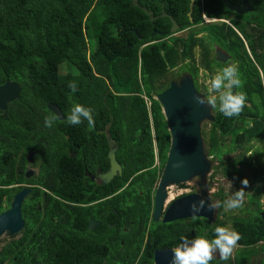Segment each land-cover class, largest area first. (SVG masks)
Listing matches in <instances>:
<instances>
[{
    "label": "trees",
    "instance_id": "trees-1",
    "mask_svg": "<svg viewBox=\"0 0 264 264\" xmlns=\"http://www.w3.org/2000/svg\"><path fill=\"white\" fill-rule=\"evenodd\" d=\"M230 2L241 5L242 0ZM67 3L71 18L61 14ZM189 3L137 0L135 7L133 0H0V86L8 80L21 88L19 99L0 110V214L21 190L9 185L32 186L21 208L20 237L0 249V264H153L155 251L173 249L181 237L215 238V228L204 219L152 223L155 187L170 145L154 98L167 89L172 81L167 75L177 67L205 97L207 88L197 85L198 70L211 77L229 62L239 67L247 106L231 118L211 108L214 122L205 124L209 128L201 129V137L212 179L218 174L241 179L238 171L246 168L257 183L246 196L253 208L241 209L246 218H232V227L241 234V248L255 253L264 242V151L254 160L248 155L255 144L264 150V0H247L252 11L244 15L225 9L222 0H195L192 22ZM141 8L157 19L150 22ZM162 12L167 17L161 18ZM168 17L182 36H171ZM215 48L229 56L226 63L215 60ZM95 60L107 62L112 84L102 101L90 98L82 84L83 79L96 81L90 66ZM62 67L71 72L69 81H59ZM72 81L77 82L75 93L68 88ZM77 103L93 110V128L87 121L68 124L66 117ZM49 104L64 115L51 128L45 126V117L52 115ZM107 136L116 144L122 175L97 186L85 175L108 170ZM30 151L36 153L40 173L27 181L23 168ZM213 184L210 180L208 188ZM219 195L222 199V190ZM90 203L96 204L81 207ZM90 219L100 222L92 231L87 229ZM259 247L262 257L254 264H264V244Z\"/></svg>",
    "mask_w": 264,
    "mask_h": 264
},
{
    "label": "water",
    "instance_id": "water-1",
    "mask_svg": "<svg viewBox=\"0 0 264 264\" xmlns=\"http://www.w3.org/2000/svg\"><path fill=\"white\" fill-rule=\"evenodd\" d=\"M194 1L190 0L188 7L187 17L190 22H192L191 15ZM222 2L225 9L237 15H244L252 11L247 0H242L241 5H234L230 0H222ZM133 4L137 7V0H133ZM141 10L148 16L150 22L157 19L153 17L152 12H148L144 8H141ZM160 17L165 18L167 15L162 12ZM168 18L171 24L170 33H177L179 26L175 20L170 17ZM215 60L220 63H226L229 60V56L223 51L216 49ZM19 95V85L7 80L0 86V110L4 112L8 104L18 100ZM198 96L204 97L195 89L193 79L188 74L182 75L178 81L171 82L167 90L156 96L155 100L160 105L162 115L168 126L170 145L163 172L156 186L153 198V223L161 221L163 224H170L190 219L192 214L190 205L193 202H198L200 199L210 202L207 176L211 172L212 163L204 148L201 137V126L206 122H214V117L210 106L200 105L196 102L195 98ZM47 108L52 114L59 115L60 119L58 121L64 120V115L55 104H49ZM107 141L109 145L107 154L109 168L105 173L97 170L94 176H90L91 180L95 178L102 186L108 185L116 177H121L122 175V168L115 157L117 151L116 144L109 136H107ZM194 179H197L196 187L198 191L172 201L163 210L168 198L167 189L171 186L189 183ZM28 194V190H22L16 194L12 199L9 209L0 214V236L5 233L14 236L21 232L24 225L21 207ZM197 215L201 219L206 220L209 225L215 221V211L208 210L207 207L197 213ZM261 218L264 220V209L261 212ZM93 225L94 223L91 220L88 230H91ZM172 257V249L155 251L153 254V264H171Z\"/></svg>",
    "mask_w": 264,
    "mask_h": 264
},
{
    "label": "clouds",
    "instance_id": "clouds-1",
    "mask_svg": "<svg viewBox=\"0 0 264 264\" xmlns=\"http://www.w3.org/2000/svg\"><path fill=\"white\" fill-rule=\"evenodd\" d=\"M243 83L238 65L229 62L228 66L216 72L208 81V95L205 97H196V102L200 105L210 106L212 109L218 108L219 112L227 118L238 117L247 106V94L241 90ZM68 88L75 93L77 91V82H69ZM58 119H60L58 114L46 116L45 126L51 128ZM66 119L70 125H80L84 121H87L90 129L95 126L93 110L78 103L73 105ZM154 159L156 165L158 157L155 147ZM241 184L242 187L239 190L234 191L223 201L218 200L212 203L200 199L198 202H193L190 205V211L192 213L190 219L193 222L201 219L197 213L201 212L205 207L211 211L217 208H223L225 212H233L243 208L247 194L245 188L248 186L249 181L245 178L241 181ZM214 234L215 238L213 239H208L203 235H197L192 239L186 236L181 237V243L172 249L173 257L171 264H211V261L216 258L217 254L220 260H229L238 247V242L242 238L241 234L231 226H217L214 229Z\"/></svg>",
    "mask_w": 264,
    "mask_h": 264
},
{
    "label": "rangeland",
    "instance_id": "rangeland-1",
    "mask_svg": "<svg viewBox=\"0 0 264 264\" xmlns=\"http://www.w3.org/2000/svg\"><path fill=\"white\" fill-rule=\"evenodd\" d=\"M70 11H72V8L70 7L69 4H68V6L66 5L65 8L61 9V14H62L63 18H65L66 16L70 17V15L68 14ZM66 21L68 23H74L76 25H81V26L83 25V21L82 22L74 21L72 19H66ZM204 21L206 23L209 22V20H206V19H204ZM106 34H107V29L104 30L103 36H106ZM182 35H183L182 32L175 34V36H177V37L182 36ZM201 36H203V34L199 35V37H201ZM194 57H195V64L197 65L199 63V59H200L198 49L195 50ZM90 66L92 68L94 76L97 79L94 83H90L86 79H83L82 84L85 88H87V93L90 96V98L98 100V101H102L103 98L105 97V95L107 94V92L109 90H111V88H112L111 79L108 75L109 73H108L107 62H105V60H95L94 62H90ZM180 71H181V67H177L175 69L170 70L168 75H167L168 81L169 80L176 81L180 77V75H179ZM218 71H221V70H217L216 72H218ZM60 72H61V74L58 77L60 82H66L72 78L71 72L66 67H62ZM216 72L214 73V75L216 74ZM211 77H209L208 74L206 72H204L202 69H199L198 70V77H197V85L199 87L204 86L207 88L208 87V81L211 79ZM154 99H156V98H154ZM205 124H208V122L203 123L201 126V129L206 130L209 128V126H205ZM225 144L228 145L229 142L227 141ZM255 145L256 146H255L252 154L251 153L248 154V155H251L252 160H254V158L257 157L258 153H263V151H264V150H262L260 144H255ZM209 160H211L210 157H209ZM260 161H264V157H262L260 159ZM253 163H254V161H253ZM156 165H159L157 161H156ZM212 167H213V165H212ZM212 167H211V172L207 176V184L209 185L210 180H212V182L214 183L210 189L208 188V190H209V201L210 202L214 203L218 200L223 201L224 199H226L234 191H237L242 187L241 180H243L245 178H247V180L249 181L248 186L245 188V191L247 192L246 196H251L253 194L251 185L252 184L256 185L257 183L254 181L253 182L251 181L250 175L247 174L248 171L246 168H241L240 169L241 171H238V174L240 176H242L241 179L227 180L222 175H219V174L215 175L214 179H212L211 175L214 172ZM196 182H197V179H194L189 183H184V184H181L178 186L169 187L167 189L168 198L164 204V209L173 200H176L177 198H180L181 196L192 193V192L196 193L198 191L197 187H196ZM218 188H219V190H222V194H223L222 199L219 195ZM236 188H238V189H236ZM261 190H264V188L262 187ZM261 202L264 203V193L261 195ZM253 206L254 205L248 201V198L245 197V203H244L243 208H253ZM243 208H241V209H243ZM241 209L235 210L233 212H225L223 208H220V212H219V208L215 209L214 210L215 211V221L212 223V228L214 229L217 226H231L232 227V218H234V217L246 218L245 214L242 213ZM18 238H19V236H16L15 238H11V236L7 233L1 235L0 236V249L7 242L13 241V240H18ZM261 243H262L261 245H257L253 249V250L256 249L255 253H252L250 251V249H245V248H241L238 246L235 249L233 256L230 257L229 260L222 261L219 259V256L217 254L216 258L211 261V264H237L241 260H243V261L249 260L247 262L248 264L258 263L260 258L262 257V253H261L262 248L259 246H263L264 242H261ZM263 255H264V252H263ZM236 260H239V261L237 262Z\"/></svg>",
    "mask_w": 264,
    "mask_h": 264
},
{
    "label": "flooded vegetation",
    "instance_id": "flooded-vegetation-1",
    "mask_svg": "<svg viewBox=\"0 0 264 264\" xmlns=\"http://www.w3.org/2000/svg\"><path fill=\"white\" fill-rule=\"evenodd\" d=\"M178 33V32H177ZM177 33H175V34H177ZM175 34H171V36L173 35H175ZM169 37V36H168ZM215 49H217V48H215ZM180 77L182 76V75H185V73H183V71L181 70L180 71ZM189 75V74H188ZM179 77V78H180ZM179 78L176 80V81H178L179 80ZM171 82H175V81H171ZM171 82H169V85H170V83ZM169 85L167 86V88L169 87ZM165 90H167V89H165ZM164 90V91H165ZM163 91V92H164ZM20 92H21V88H20ZM162 93V92H161ZM160 93V94H161ZM20 96V95H19ZM19 99V98H18ZM17 101V100H16ZM15 102V101H14ZM14 102H12V103H14ZM12 103H10V104H12ZM44 146H46V144H44ZM35 155H36V153L34 152V151H30V152H28L27 153V155H26V162H27V164L24 166V168H23V177H24V179L25 180H27V181H29V180H34V179H36L38 176H39V167L34 163V161H33V158L35 157ZM17 174L19 175V174H21V170H19V166H18V170H17ZM27 175H28V177H27ZM90 176H92V175H90ZM90 176L88 175V176H86L87 178H88V180L91 182V183H94L95 185H97V186H102V185H100V183L94 178V180H91L90 179ZM94 176V175H93ZM15 179H17L16 177H15ZM105 186V185H104ZM18 188H20L21 190L19 191V192H21L22 190H28L29 191V194L32 192V190H31V188H32V186H27V185H24V184H22V183H19V182H14V183H12L11 185H9L8 186V189H10V190H14V189H18ZM37 188H39V187H37ZM40 189V188H39ZM41 190V189H40ZM18 194V193H17ZM28 194V195H29ZM189 194H194L193 192L192 193H189ZM189 194H186V195H189ZM16 194H14L13 195V197L15 196ZM27 195V196H28ZM46 196V194L43 196V197H45ZM183 196H185V195H183ZM182 196V197H183ZM13 197H12V199H13ZM27 198V197H26ZM25 198V199H26ZM12 199H11V202H12ZM25 201V200H24ZM102 201H104L103 199H102ZM11 202H10V204H11ZM24 203V202H23ZM10 204H9V206H10ZM96 203H90V204H85V205H82L81 207H90V206H93V205H95ZM22 206H23V204H22ZM22 208V207H21ZM9 208H7L6 210H8ZM5 210V211H6ZM21 216H22V210H21ZM23 220V219H22ZM93 221V223H94V225H93V227H92V229L91 230H89V231H92V230H94L95 228H97V226L100 224V222L98 221V220H94V219H90L89 220V222L90 221ZM24 222V221H23ZM89 222H88V225H87V229H88V226H89ZM24 226V225H23ZM112 227V225H108V228H111ZM23 229V228H22ZM16 236H19V235H14V236H11V238H15ZM20 237V236H19ZM19 239V238H18ZM105 244H109V242H105ZM5 245V244H4ZM3 245V246H4ZM106 262V261H105ZM105 262H103V264H105ZM8 263V261H6L4 264H7Z\"/></svg>",
    "mask_w": 264,
    "mask_h": 264
},
{
    "label": "built area",
    "instance_id": "built-area-1",
    "mask_svg": "<svg viewBox=\"0 0 264 264\" xmlns=\"http://www.w3.org/2000/svg\"><path fill=\"white\" fill-rule=\"evenodd\" d=\"M205 19V18H204ZM146 101V100H145ZM260 244H262V243H260Z\"/></svg>",
    "mask_w": 264,
    "mask_h": 264
}]
</instances>
